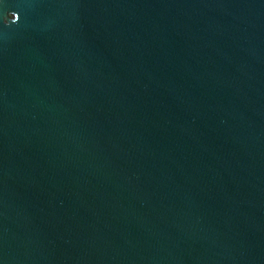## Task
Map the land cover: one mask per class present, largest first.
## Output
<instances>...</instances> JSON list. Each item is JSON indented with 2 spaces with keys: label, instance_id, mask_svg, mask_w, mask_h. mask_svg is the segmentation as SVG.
Returning a JSON list of instances; mask_svg holds the SVG:
<instances>
[{
  "label": "water",
  "instance_id": "obj_1",
  "mask_svg": "<svg viewBox=\"0 0 264 264\" xmlns=\"http://www.w3.org/2000/svg\"><path fill=\"white\" fill-rule=\"evenodd\" d=\"M0 264H264V0H0Z\"/></svg>",
  "mask_w": 264,
  "mask_h": 264
}]
</instances>
